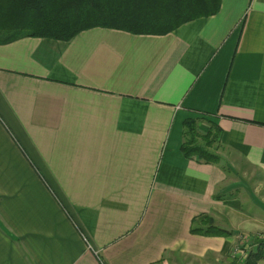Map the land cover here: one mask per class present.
<instances>
[{
  "label": "crops",
  "instance_id": "1",
  "mask_svg": "<svg viewBox=\"0 0 264 264\" xmlns=\"http://www.w3.org/2000/svg\"><path fill=\"white\" fill-rule=\"evenodd\" d=\"M189 118L217 164L181 153ZM205 217L229 235L191 234ZM260 234L264 0L0 45V264H226Z\"/></svg>",
  "mask_w": 264,
  "mask_h": 264
},
{
  "label": "trees",
  "instance_id": "2",
  "mask_svg": "<svg viewBox=\"0 0 264 264\" xmlns=\"http://www.w3.org/2000/svg\"><path fill=\"white\" fill-rule=\"evenodd\" d=\"M221 0H0V45L21 38H44L67 42L83 31L104 28L133 35L162 36L179 26L216 15ZM202 119L183 122L181 153L202 164H217L219 129L207 122L209 129L200 133ZM191 234L228 236L229 232L203 218ZM241 264L264 261V240L254 242Z\"/></svg>",
  "mask_w": 264,
  "mask_h": 264
},
{
  "label": "rangeland",
  "instance_id": "3",
  "mask_svg": "<svg viewBox=\"0 0 264 264\" xmlns=\"http://www.w3.org/2000/svg\"><path fill=\"white\" fill-rule=\"evenodd\" d=\"M200 133H204V131L203 130H200ZM245 175L246 174H241V177L243 176V177H245ZM259 240H264V234H260V235H258V236H255L254 238H252L250 241H248V242H243L242 243V248L244 247V248H246V249H250L252 246H254V242H257V241H259ZM245 254H246V252H241L240 250H239V252L238 253H236V254H234V255H232V257H236V258H231V255H229L230 256V259H231V264L233 263V262H235V264H241L240 263V260L242 259V261L244 260V256H245Z\"/></svg>",
  "mask_w": 264,
  "mask_h": 264
},
{
  "label": "built area",
  "instance_id": "4",
  "mask_svg": "<svg viewBox=\"0 0 264 264\" xmlns=\"http://www.w3.org/2000/svg\"><path fill=\"white\" fill-rule=\"evenodd\" d=\"M236 253H238V252L234 251V252L231 254V258H232V259H233V258H236V257H232V255H234V254H236ZM241 262H242V259L240 260V263H241ZM226 264H231L230 256H229V262L226 263ZM232 264H235V262H233Z\"/></svg>",
  "mask_w": 264,
  "mask_h": 264
}]
</instances>
